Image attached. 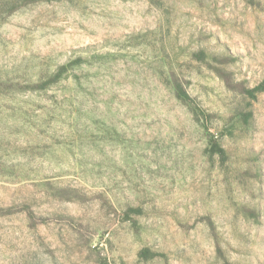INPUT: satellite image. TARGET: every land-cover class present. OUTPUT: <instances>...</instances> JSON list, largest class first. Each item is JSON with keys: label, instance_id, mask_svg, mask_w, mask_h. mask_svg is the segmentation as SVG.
<instances>
[{"label": "rangeland", "instance_id": "obj_1", "mask_svg": "<svg viewBox=\"0 0 264 264\" xmlns=\"http://www.w3.org/2000/svg\"><path fill=\"white\" fill-rule=\"evenodd\" d=\"M0 264H264V0H0Z\"/></svg>", "mask_w": 264, "mask_h": 264}, {"label": "trees", "instance_id": "obj_2", "mask_svg": "<svg viewBox=\"0 0 264 264\" xmlns=\"http://www.w3.org/2000/svg\"><path fill=\"white\" fill-rule=\"evenodd\" d=\"M53 82H55V81H53ZM48 84H50V83H48ZM35 88L44 89L45 84L44 85H37V87H35ZM175 89L177 91L178 98L181 99L182 101L186 102L187 99L189 98V95H187V93L185 91H183L179 85H177L175 87ZM210 151L212 153H217V154H220L222 156L225 154L224 148L220 145L217 137L214 135H211V137H210Z\"/></svg>", "mask_w": 264, "mask_h": 264}]
</instances>
